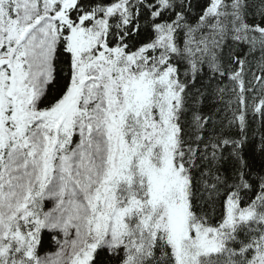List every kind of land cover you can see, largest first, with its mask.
Listing matches in <instances>:
<instances>
[{"label": "snow or ice", "instance_id": "1", "mask_svg": "<svg viewBox=\"0 0 264 264\" xmlns=\"http://www.w3.org/2000/svg\"><path fill=\"white\" fill-rule=\"evenodd\" d=\"M101 253L264 264V0H0V264Z\"/></svg>", "mask_w": 264, "mask_h": 264}, {"label": "trees", "instance_id": "2", "mask_svg": "<svg viewBox=\"0 0 264 264\" xmlns=\"http://www.w3.org/2000/svg\"><path fill=\"white\" fill-rule=\"evenodd\" d=\"M43 247H42V251L47 250V251H54L56 248V244L55 242L51 241L49 238V234L48 232H44L43 234ZM100 260H106V257L103 253H101V256L98 258V264Z\"/></svg>", "mask_w": 264, "mask_h": 264}]
</instances>
